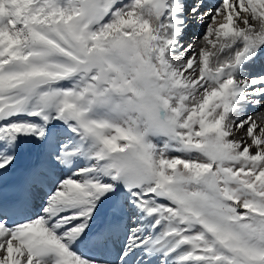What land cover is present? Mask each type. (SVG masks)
I'll return each mask as SVG.
<instances>
[{
  "label": "snow or ice",
  "instance_id": "obj_1",
  "mask_svg": "<svg viewBox=\"0 0 264 264\" xmlns=\"http://www.w3.org/2000/svg\"><path fill=\"white\" fill-rule=\"evenodd\" d=\"M0 264H264V0H0Z\"/></svg>",
  "mask_w": 264,
  "mask_h": 264
}]
</instances>
